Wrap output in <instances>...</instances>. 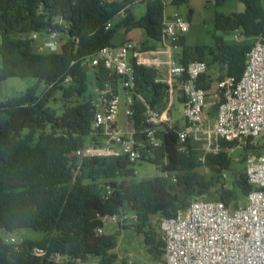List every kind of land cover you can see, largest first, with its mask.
I'll use <instances>...</instances> for the list:
<instances>
[{"label":"trees","instance_id":"trees-1","mask_svg":"<svg viewBox=\"0 0 264 264\" xmlns=\"http://www.w3.org/2000/svg\"><path fill=\"white\" fill-rule=\"evenodd\" d=\"M226 1H239L245 10L233 14L217 11L212 43L190 46L182 35L170 41L176 62L208 64L207 74L199 79L204 89L211 86L212 67L220 69L218 80L229 76L239 79L255 42L251 39L264 40V0H214V4L220 6ZM188 2L171 0L174 6ZM135 4L136 0H0V82L9 78L38 80L18 96L0 101V115L5 118L0 132V233L21 229L40 233V238L27 237L18 244L7 243L0 234V264H86L91 256L101 257L102 264H116L117 256L111 251L118 246L119 233L98 235L97 229L104 216L123 209L137 215L133 228L145 233L153 261L164 264V242L160 231L156 234L154 230V217L174 215L193 201L210 196L217 185L221 191L212 200L227 206H238V194L248 197L251 186L246 169L233 174L231 180L217 172L231 171L227 149L236 141L220 139L218 150L213 145V151L206 152L200 149V141L190 138L180 150L176 129L162 125L157 132L160 146L143 147L142 160L161 166L163 175L140 183L131 180L138 162L126 155H77L96 140L92 128L95 97H85L89 91L86 59L106 46H114L121 30L141 29L158 43L167 41L165 1L147 0L146 13L141 17L133 13ZM121 13L124 17L117 18ZM192 14L189 9V18ZM110 22L112 26L107 28ZM50 30L59 31L65 39L61 51L36 52L28 36ZM236 31L242 40L223 36ZM132 66L136 95L130 123L138 136L148 126L146 104L156 111L164 110L169 87L157 82L161 76L158 68L138 64L135 59ZM92 69L97 94L107 85L118 90L117 74L103 65ZM57 92L61 114L51 107ZM217 108L216 103L210 111L213 117ZM203 168L214 172L211 179L199 171ZM36 248L46 256L36 255ZM55 253H60L64 262L51 261L49 257Z\"/></svg>","mask_w":264,"mask_h":264},{"label":"built area","instance_id":"built-area-1","mask_svg":"<svg viewBox=\"0 0 264 264\" xmlns=\"http://www.w3.org/2000/svg\"><path fill=\"white\" fill-rule=\"evenodd\" d=\"M123 17L124 13H121L117 18ZM111 26L112 22L107 28ZM189 29L190 24L179 16L166 21L164 33L169 46L171 40L187 33ZM233 37L235 40L241 38L238 31L234 32ZM28 38L38 53H58L65 42L56 30L33 32ZM148 53H142L136 42L127 40L117 46L102 48L84 62L85 66L90 67L103 65L120 77V83L130 93L126 111L129 119L133 115L132 105L136 95L132 61L135 59L138 64L147 66L150 64L146 58ZM166 64L168 77L160 76L157 82L169 87L168 109L175 91L184 99L185 125L182 129L172 124L165 110L156 111L146 104L148 126L138 132L143 140L137 138L136 131L130 135L123 133L118 128V90L107 85L92 102L95 108L92 128L96 140L76 153L82 158L126 155L137 163L143 158V147L160 146L161 139L157 132L162 125L176 129L180 150L185 149L190 138L198 141L203 138L209 146L215 145V150L219 149L220 139L253 146L256 151L248 154L245 160L247 180L251 186L246 206H227L223 201L199 198L188 207L178 209L174 215L160 218L158 223L164 242V264H264V150L258 149L256 141L264 137V40H255L239 79L229 76L216 81L218 108L212 122L208 111L209 91L199 86L200 77L208 72V64L195 61L183 65L174 59ZM112 141L115 143L112 144ZM117 143L121 146L118 147ZM127 212L123 209L117 214L104 216L97 234H104L108 222L123 224L128 219L137 222V215L132 213L128 216ZM5 241L11 244L19 242L12 234ZM34 253L46 256V252L38 248ZM49 259L55 263L65 260L60 253L52 254Z\"/></svg>","mask_w":264,"mask_h":264},{"label":"rangeland","instance_id":"rangeland-1","mask_svg":"<svg viewBox=\"0 0 264 264\" xmlns=\"http://www.w3.org/2000/svg\"><path fill=\"white\" fill-rule=\"evenodd\" d=\"M212 1L208 2L206 0H189L188 4L180 5L176 7L172 4L168 5V9L170 11L179 10L180 13L185 17L187 15L186 9L190 6L193 7L195 10L194 20L192 21L191 31L188 34L189 37L192 38V43H212L213 33H214V15L216 12H223L226 14H233V13H241L245 10V6L243 3L239 1H226L220 6H216L215 4H211ZM178 8V9H177ZM133 13L137 17H141L146 13V4L145 3H138L134 6ZM202 20H205V24L202 23ZM125 30H121L114 38L113 43L117 44V41L120 40V37H125ZM234 33L223 34V36L228 39H233ZM1 42V36H0ZM121 43V42H120ZM174 54V52H173ZM0 64H1V57H0ZM88 70V80H89V91L85 95V97H89V95H93L95 98H98V94L96 93L95 87V75L92 67L86 66ZM166 75V71H164ZM211 78L214 81H217L221 75L220 69L218 67H212L210 69ZM38 82L35 78H9L5 81L0 82V97H16L20 93L25 92L27 89L33 87ZM41 89L45 88L44 84H41ZM3 95V96H2ZM118 95H119V119H118V128L123 133H133L128 132L127 128L130 124V119L126 115V111L129 107L128 97L130 93L126 90L123 85L120 83L118 87ZM56 102H52L51 107L57 109L58 113H62V102L60 100V93H56ZM216 96L215 93H211L208 98V111L213 110L216 103ZM184 106L182 103L178 101V96H174V105H173V112L174 114L183 115ZM214 111V110H213ZM212 117V116H211ZM214 117L211 118V122L213 121ZM130 135V134H129ZM89 141L92 140V137H89ZM200 141V149L205 150L206 152L213 151L212 145L209 146L207 141L203 138ZM257 147L259 150H264V137H259L257 140ZM105 143V142H104ZM246 143H236L232 148L227 149V153L230 156V165L229 168L231 171H223L219 169L217 172L219 174H223L226 176L227 179L231 180L233 174H238L244 172L246 168L245 161L243 160L244 156L255 152L254 148L246 149ZM136 172L134 177H132V181L135 183H140L143 179L152 178L156 176L163 175L161 166L153 164L147 160H141L137 163ZM202 175L206 178L211 179L214 175V172L208 168H203L199 170ZM121 181V180H118ZM221 191V186H215L210 196L201 197L202 199H212L214 198L217 193ZM238 206L244 207L248 204V197L243 196L242 194H238ZM234 207V206H233ZM128 216L132 215V211L127 212ZM161 217L156 216L153 218V222H157L154 224V230L156 234H159V223ZM134 222L131 220H126L123 224H119L116 222H108L104 227V234H114L116 232L119 233L118 237V246L111 251L112 254L117 256L116 264H163V263H156L153 261V257L149 252V246L146 244V235L144 232H137L133 228ZM4 239H9L10 235L12 234L15 236L19 241L29 237V238H40V233H37L31 229H21L14 233H0ZM86 264H102L101 257L91 256L89 257Z\"/></svg>","mask_w":264,"mask_h":264},{"label":"crops","instance_id":"crops-1","mask_svg":"<svg viewBox=\"0 0 264 264\" xmlns=\"http://www.w3.org/2000/svg\"><path fill=\"white\" fill-rule=\"evenodd\" d=\"M146 1L147 0H136V4L138 3H145L146 4ZM165 3H166V7H165V22L166 21H171L173 20L176 16H179L181 18H183L184 20H186L189 24H190V29L187 33L183 34L182 36H185V39H186V43L190 46H198V45H205V44H209V43H192V38L188 36V34L190 33L191 31V27H192V24H193V20H194V16H195V10L193 9V7H188L186 9V13L187 15L185 17H183V15L180 13L179 10H174L173 12L170 11L168 9V5L169 4H172L171 3V0H164ZM208 2V5H209V2L212 1L211 4H214V0H206ZM135 4V5H136ZM173 5V4H172ZM176 7H179V6H176ZM178 9V8H177ZM189 9H192L193 10V14L191 16V18H189ZM134 10V8H133ZM137 17V16H136ZM205 20H202V23L205 24ZM215 22V15H214V20H213V23ZM125 37L122 38L120 37V40L117 41V44H114V45H120L122 43H124L125 41L127 40H131V41H134L138 44V49L142 52V53H148L150 51H155L156 53L155 54H149L146 56V58L149 60L150 64H148L147 66H152V67H156L159 69L160 71V74L161 76L163 77H168V66L166 64V62H168L169 60L173 59V50L171 48V46H169V43L166 41L164 42L163 44L162 43H158L156 42L155 40L149 38L147 36V34L141 30V29H135V30H132L130 32H126L125 31ZM234 36V35H233ZM234 39V37H233ZM243 38H240V40H242ZM257 38H252L251 40L252 41H255ZM238 40V41H240ZM121 42V43H120ZM145 56V55H144ZM1 57V56H0ZM152 63V64H151ZM2 66V58H1V64H0V67ZM164 71H166V75L164 73ZM211 86L210 88L208 89L209 91V95H211V93H215V96H216V87H215V84H216V81H214L212 78H211ZM177 95L178 96V101L180 103L183 104L184 106V102L181 101L179 98L182 97L181 94L178 92V91H175L174 95H173V100H172V105L171 107L168 109L167 107L164 109L165 110V114L167 115V117L170 119V121L172 122V124L177 127L178 129H182L185 125V118H184V114L183 115H180V114H177L173 112L172 108H173V105H174V96ZM3 96V95H2ZM6 97H0V101L2 100H5ZM163 111V110H162ZM212 116V115H211ZM213 117V116H212ZM133 130V128H132Z\"/></svg>","mask_w":264,"mask_h":264},{"label":"water","instance_id":"water-1","mask_svg":"<svg viewBox=\"0 0 264 264\" xmlns=\"http://www.w3.org/2000/svg\"><path fill=\"white\" fill-rule=\"evenodd\" d=\"M167 38H168V37L165 36V39H167ZM4 124H5V118H4L2 115H0V132H1L2 128L4 127ZM132 128H133V127H132V124L130 123V124L128 125L127 130L130 132V131H132ZM137 138H138L139 140H143V137H142V136H137ZM114 143H115V142L112 141V144H114ZM117 146L120 147L121 144H120V143H117ZM171 189L174 190L175 187H174V186H171Z\"/></svg>","mask_w":264,"mask_h":264}]
</instances>
